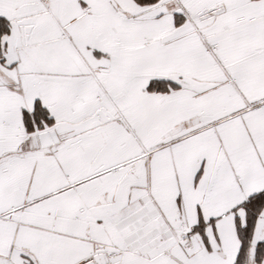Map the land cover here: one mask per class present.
<instances>
[{
  "label": "snow or ice",
  "instance_id": "1",
  "mask_svg": "<svg viewBox=\"0 0 264 264\" xmlns=\"http://www.w3.org/2000/svg\"><path fill=\"white\" fill-rule=\"evenodd\" d=\"M0 264H264V0H0Z\"/></svg>",
  "mask_w": 264,
  "mask_h": 264
}]
</instances>
